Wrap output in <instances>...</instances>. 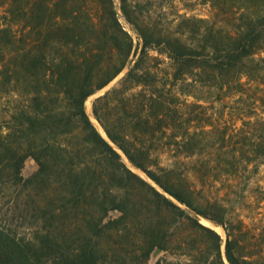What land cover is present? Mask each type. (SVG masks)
<instances>
[{"label": "trees", "instance_id": "16d2710c", "mask_svg": "<svg viewBox=\"0 0 264 264\" xmlns=\"http://www.w3.org/2000/svg\"><path fill=\"white\" fill-rule=\"evenodd\" d=\"M120 1L140 49L114 0H0V102L6 97L9 112L0 119V192L11 186L35 191L29 235L0 223V264H147L154 249L172 248L178 228L185 230L188 261L167 264H226L223 238L199 216L223 227L229 264H264L258 234L203 186L222 174L232 187L263 163L264 110L244 96L264 76V0L236 1L240 11L231 29L183 19L175 30L149 25L138 5ZM152 50L169 58L173 87L213 88L235 94L241 111L250 106L249 142L229 157L221 156L222 147L217 158L204 157L210 131L190 130L177 93L172 102L163 99L148 63L157 59ZM127 67L121 88L94 101L95 118L134 167L189 210L132 170L86 111L88 97ZM135 87L141 89L130 92ZM115 97L132 113L130 130L113 117ZM168 131L175 160L163 165L151 146ZM29 157L38 169L24 177Z\"/></svg>", "mask_w": 264, "mask_h": 264}, {"label": "rangeland", "instance_id": "374dc122", "mask_svg": "<svg viewBox=\"0 0 264 264\" xmlns=\"http://www.w3.org/2000/svg\"><path fill=\"white\" fill-rule=\"evenodd\" d=\"M132 5H138L141 8V17L149 24L156 26L159 29L175 30L178 29V24L183 22V19H191L186 21L189 25H192L199 19L208 20L211 24L223 29H231L235 25L236 17L239 15L240 9H235V3L238 0H234L229 4L222 3L220 0V6H213V0H129ZM250 1V0H249ZM115 10L119 17V20L123 27L132 35L134 39L135 47H141V38L133 25L128 21L121 8V1L114 0ZM3 7H0V15L3 13ZM185 23V22H184ZM198 26V25H197ZM196 28V27H195ZM185 29V27H181ZM186 30V29H185ZM150 55L157 57L156 60H148V63L152 65V71L157 74L158 87L162 90L164 100L172 102L173 93H177L179 97L180 107L184 112V117L192 120L190 130L199 131L203 126L204 129L210 131L208 135L204 136V142L207 143L203 156L217 158L219 150L217 147H222V151H226L221 156L229 157L232 150H237L243 143L249 142V137H253L254 130L248 124L250 117V106L244 108V110L238 109V103L235 101V94H228L224 91L208 87L190 86L186 83L179 82L173 87L171 80L172 67L170 66V60L166 55L159 54L152 50ZM135 57L134 55L132 58ZM137 58V56L135 57ZM128 71V67L125 68L117 77H115L106 87L97 91L93 95L89 96L85 102L86 111L100 133L108 140L112 145V141L108 138L106 132L102 128L99 121L95 118L93 113V103L99 96L110 91L114 87L121 88L122 78ZM141 87H135L130 92ZM183 91H185L183 93ZM190 91V92H187ZM187 93V94H185ZM188 93H191L189 95ZM252 102L256 99V103L259 105L261 111L264 110V76L260 79L259 83H256L252 88L248 89L244 96ZM0 102V119L3 115H8V109L3 107L6 97H2ZM112 113L113 117L117 118V124L123 126V128L130 130L135 122L132 119L131 111L127 110L128 106L123 102L115 99L113 100ZM91 104V105H90ZM7 106V104H5ZM243 107V104H240ZM7 109V110H6ZM129 111V112H128ZM245 121V122H244ZM171 131L165 134L159 133L157 137H161L152 143V156L158 158L161 164L168 165L175 160L174 146L169 145V135ZM168 143V144H167ZM114 147L120 152L127 165L140 174L152 185L157 187L160 191L164 192L154 181H152L143 171L134 167L127 159L123 151L116 145ZM247 147V146H245ZM182 158L191 160L190 157L180 154ZM196 158V157H194ZM262 164L259 165L258 173L255 174L249 180L239 179L238 182H234V186H230L232 180L226 179L227 177L219 174L213 179L212 182L207 181L205 183V195L208 197L222 196L221 202L227 207V213L230 217L241 218L245 221L248 228L257 233L258 237L263 243L262 250L264 249V157L261 158ZM38 169V164L31 157L25 161L22 174L24 177H30ZM224 177V178H221ZM202 183V182H201ZM165 193V192H164ZM170 199L180 205L182 208L189 210L188 207L179 203L169 194L165 193ZM35 195V191L25 189L23 187H14L4 189L0 192V223L9 228L12 231L17 232L19 235H29L32 231L30 226L34 221L32 197ZM117 211H110L108 216L110 218L118 217ZM201 223L205 220L212 225L219 227L220 231L207 225L217 231L223 238L222 253L226 264H229L225 257V240L226 234L223 227L214 221L199 216ZM32 225H35L33 223ZM185 233L184 228L177 230L176 237L177 242L174 243L170 250H161L156 248L150 254L147 264H167L168 262L179 261L185 263L188 261V256L185 254L183 235ZM263 253V251H262ZM260 263H264V260L260 259Z\"/></svg>", "mask_w": 264, "mask_h": 264}, {"label": "bare ground", "instance_id": "6f19581e", "mask_svg": "<svg viewBox=\"0 0 264 264\" xmlns=\"http://www.w3.org/2000/svg\"><path fill=\"white\" fill-rule=\"evenodd\" d=\"M91 105V104H90ZM205 224L207 225H211L212 227H214L215 229H217L218 231H220V228L219 227H216L214 225H212L210 222H208L207 220L204 221Z\"/></svg>", "mask_w": 264, "mask_h": 264}]
</instances>
